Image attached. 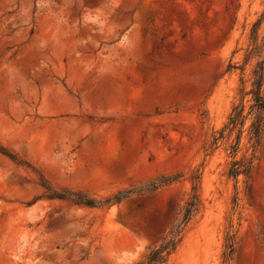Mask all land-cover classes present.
<instances>
[{
	"label": "rangeland",
	"instance_id": "rangeland-1",
	"mask_svg": "<svg viewBox=\"0 0 264 264\" xmlns=\"http://www.w3.org/2000/svg\"><path fill=\"white\" fill-rule=\"evenodd\" d=\"M263 3L0 0V264H131L191 176L202 209L167 264H264V129L253 148L247 118L235 153L237 130L219 137ZM76 193L95 206L55 197Z\"/></svg>",
	"mask_w": 264,
	"mask_h": 264
},
{
	"label": "trees",
	"instance_id": "trees-1",
	"mask_svg": "<svg viewBox=\"0 0 264 264\" xmlns=\"http://www.w3.org/2000/svg\"><path fill=\"white\" fill-rule=\"evenodd\" d=\"M264 23V3L261 11L258 13L255 20L252 22L248 34V45L244 53V65L252 58H256L254 67L251 70L250 87L240 89V101L234 104L228 116V122L222 127L219 132V137H222L223 132L228 129L232 132L237 130L235 144L232 146L235 153L240 141V136L243 132L245 120L251 118V123L248 129V138L251 141V146L256 148L259 145L262 132L264 129V56L261 54L264 51V35L259 40V33ZM236 64L229 63L227 71L236 68ZM241 71L244 67L240 68ZM241 80V84H243ZM249 96L248 111L243 114L245 104L244 97ZM217 140L216 137H214ZM233 153V154H234ZM251 162H243L242 160H232L228 175L236 177L239 173L247 174L250 170ZM174 179L167 183H171ZM190 191L187 193L185 200L178 206L174 219L165 229L163 234L147 249L146 254L132 262L131 264H167L170 256L176 251L181 243L185 230L194 218L195 215L202 209V201L199 194V180L196 176L190 177ZM45 187V186H44ZM47 188V187H45ZM131 190H120L112 196L103 201H99L98 205L119 203L123 198L131 194ZM76 197L59 195L55 196L60 199L71 201L75 204L84 205L88 207L95 206L92 200L82 198L80 193H76ZM224 251V260L227 261L233 253L234 249V235L230 234L226 238Z\"/></svg>",
	"mask_w": 264,
	"mask_h": 264
}]
</instances>
